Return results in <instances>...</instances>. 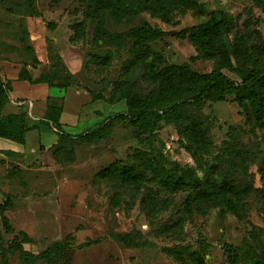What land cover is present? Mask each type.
Returning <instances> with one entry per match:
<instances>
[{
  "label": "rangeland",
  "instance_id": "rangeland-1",
  "mask_svg": "<svg viewBox=\"0 0 264 264\" xmlns=\"http://www.w3.org/2000/svg\"><path fill=\"white\" fill-rule=\"evenodd\" d=\"M19 1L0 0L3 81L13 84V79L4 80L1 74L5 71L13 75L11 64L4 63L7 56L17 59L19 52L26 59L33 57L22 49L19 38L28 29L26 35H31L37 53H45L50 43L53 52L70 47L82 52L80 67L74 73L73 83L78 86L102 92L106 98L117 92L126 78H131L134 89L143 93L155 86L144 75V64L137 63L133 37L120 43L96 39V21L86 16L95 0H36L38 14L30 7L18 6ZM201 2L196 9L177 11L171 22L144 11L121 23L107 14L106 24L122 33L149 22L166 32L151 41L154 52L164 56L160 68L169 63H189L195 70L210 72L219 55H199L189 37H179L175 32L206 20L214 10L224 9L232 16L233 25L220 41L228 47L238 42L246 46L252 58L249 66L264 63V11L260 0ZM39 40L46 48L41 44L36 47ZM2 42L13 46V51L17 49L15 54L10 56ZM109 51L113 53L110 60L92 57L93 53L104 56ZM17 88L27 91L23 84ZM189 96L177 98L183 101ZM20 104L32 102L21 99ZM195 110L212 121L213 142L210 153L204 156L206 163L196 160L168 105L146 111L141 119L128 116L115 120L104 137L95 141L76 139L55 156L51 150V158L43 157L41 163L22 167L12 162L21 172L7 176V180L4 177L7 184L1 187L0 205L11 225V232H7L0 217L3 243L24 240L26 249L38 253L70 234L73 246L51 260L35 263L24 261L18 251L12 252L8 264H199L197 253L205 256V264H254L248 256L264 253V120L244 108L236 94L208 99ZM149 153L163 154L169 161L196 169L204 180L199 190L185 185L170 191L153 171ZM116 162L136 167L141 180L129 182L100 175ZM211 165L217 166L216 178L226 176L233 183L237 197L243 201L241 218L231 212L222 216L215 194L204 190L203 167ZM115 233H131L136 244L116 239ZM0 264H4L1 255Z\"/></svg>",
  "mask_w": 264,
  "mask_h": 264
},
{
  "label": "trees",
  "instance_id": "trees-1",
  "mask_svg": "<svg viewBox=\"0 0 264 264\" xmlns=\"http://www.w3.org/2000/svg\"><path fill=\"white\" fill-rule=\"evenodd\" d=\"M260 1L264 11V0ZM35 2L36 0H20L17 5L30 7L32 13L38 14L35 13ZM200 6H202L201 0H95L93 4L88 6L86 16L96 21V39L120 43L128 37H133L132 50L138 59L137 63L144 64V75L154 82L155 86L148 93H143L134 89L131 78H126L119 90L108 98L102 92L86 88L91 92L94 99L105 98L114 103L125 100L128 111L110 116L97 128L77 136L64 130L58 131V141L50 148L54 156L66 144L78 141L76 139L95 141L104 137L105 132L110 130L109 127L115 120L128 116L141 119L146 111L154 107L168 105L175 114L176 126L183 139L188 142L196 160L202 164L206 163L204 156L210 153L213 142L211 136L212 121L198 113L199 111L195 108L201 109L206 100L225 99L228 95L236 94L244 108L252 109L259 120H264V63L249 66L248 63L252 58L246 46L238 42L232 47H228L220 41L233 25L232 16L224 9L214 10L206 20L191 28L175 32L179 37H189L197 45L199 55L203 57L219 55V61L210 72L195 70L189 63H169L160 68L159 64L163 63L164 56L154 52L151 41L162 37L166 33L164 30L151 25L149 22H144L133 30L120 33L110 30L105 19L108 14L115 22L121 23L133 19L140 12L146 11L154 17L171 22L177 11L196 9ZM22 32L25 33L21 35L23 47L28 53L34 55L33 63L39 62L35 48L28 41L29 35H26L29 34L28 29ZM50 42L53 43L52 39ZM48 49L51 61L50 70L42 73L40 77L34 78L29 69H24L20 79H28L33 83L47 80L53 85L60 86L74 84L76 76L68 69L63 54L57 50L53 52L51 43ZM110 53L111 56H109ZM151 56L153 57L150 58ZM92 57L98 61H105L110 60L113 53L109 51L104 56L93 53ZM12 87L13 84L10 80L5 82L0 77V137L24 143L28 130L33 128L28 120L27 111L8 114L3 112ZM179 95L191 96L187 100L178 101ZM148 156L155 168L153 171L161 183L170 191L176 192L185 185H189L198 191L204 181L196 169L183 167L178 161H169L163 154L149 153ZM11 167L13 170L10 168L8 172L10 178L16 176L18 171L21 172L18 164H13ZM203 171L206 178L204 190L212 191L215 194V199L220 205L221 215L224 216L231 212L241 218L244 209L243 201L237 197L233 183L226 176L216 178L217 166L215 165L203 167ZM261 172L264 181V165ZM100 175L129 182L140 181L142 177L141 174L137 173L136 167L123 162H116L104 168ZM0 217L6 231L11 232L10 219L1 205ZM23 233L26 234V232ZM114 237L130 245L136 244L131 233H115ZM71 240L72 238L68 234L63 240L35 253L24 247V240L5 245L0 235V255L4 264L9 263V254L17 251L28 263L51 260L71 249L70 247L73 246ZM248 257L254 264H264V253L250 254ZM195 259L199 264H205L204 255L197 253Z\"/></svg>",
  "mask_w": 264,
  "mask_h": 264
},
{
  "label": "crops",
  "instance_id": "crops-1",
  "mask_svg": "<svg viewBox=\"0 0 264 264\" xmlns=\"http://www.w3.org/2000/svg\"><path fill=\"white\" fill-rule=\"evenodd\" d=\"M19 38L21 40V36ZM34 40L35 38L33 37L32 41ZM28 41L35 48L31 43V35ZM38 43L36 47L41 44L42 47L46 48L41 40ZM2 44L5 49H8V52H11L10 56L15 54L14 52L17 49L13 51V46H8L3 42ZM22 49L27 52L26 48ZM35 53L39 59V62L34 63L35 65L33 64L34 57L26 59L28 57L21 56L19 52L17 59H11L9 56L4 59V63L9 62L14 71L13 75L5 71L1 72L4 80L5 78L13 79V87L9 92V99L3 112L4 114H8L23 110L27 111L28 120L33 125V128L28 130L24 143L0 137V160H2L0 162V201L3 199L1 187H6L7 183H4V180L10 178L8 172L12 166V162H16L22 167H27L29 164L41 163L43 157H46V160L49 157L51 158L52 153L50 154V148L59 138L58 131L54 129L55 126L77 136L88 130L97 128L110 116L128 111L125 100L114 103L105 98L94 99L91 92L76 84L60 86L57 84L53 85L47 80L33 83L28 79H19L17 77L18 72L20 70L23 71V68L29 69L34 78H38L42 73L50 70L51 61L48 49L43 54H40L39 50L38 53L35 50ZM61 53L64 56L68 69L72 73H75L77 68L80 67L82 52L70 47L67 51L64 50ZM19 84L25 85L27 91L22 92L19 90L17 88ZM21 99L30 100L32 104L24 106L20 104ZM55 122L59 124H55Z\"/></svg>",
  "mask_w": 264,
  "mask_h": 264
},
{
  "label": "built area",
  "instance_id": "built-area-1",
  "mask_svg": "<svg viewBox=\"0 0 264 264\" xmlns=\"http://www.w3.org/2000/svg\"><path fill=\"white\" fill-rule=\"evenodd\" d=\"M54 129H55L56 131H61V130H63L62 128H60V127H58V126H55Z\"/></svg>",
  "mask_w": 264,
  "mask_h": 264
}]
</instances>
